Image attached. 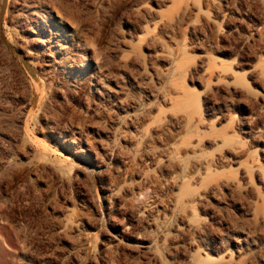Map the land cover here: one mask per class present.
<instances>
[{
    "label": "rangeland",
    "instance_id": "374dc122",
    "mask_svg": "<svg viewBox=\"0 0 264 264\" xmlns=\"http://www.w3.org/2000/svg\"><path fill=\"white\" fill-rule=\"evenodd\" d=\"M0 264H264V0H0Z\"/></svg>",
    "mask_w": 264,
    "mask_h": 264
}]
</instances>
